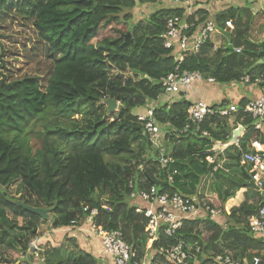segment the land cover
<instances>
[{
    "label": "trees",
    "instance_id": "obj_1",
    "mask_svg": "<svg viewBox=\"0 0 264 264\" xmlns=\"http://www.w3.org/2000/svg\"><path fill=\"white\" fill-rule=\"evenodd\" d=\"M159 1L0 0V10L18 8L26 14L52 60L44 89L37 76L0 79V245L21 253L18 258L24 260L18 264H98L96 256L72 236H64L55 245L48 239L39 240L44 244L39 252L29 245L46 231L71 226L73 221L85 225L93 208L97 210L93 222L106 230H120L130 246L131 260L140 263L150 251L178 241L200 246L196 261L192 256L189 264H206L208 251L224 249L234 257L250 259L264 247L247 226L257 203L246 199L225 213L224 204L235 190L231 183L225 185L226 180L216 184L222 170L214 172L215 162L206 160L213 154L215 142L228 141L229 116L246 126L235 146L237 153L245 152L251 138L258 136L252 118L243 112L248 99H239L238 110L228 116H206L200 126L208 135L202 136L179 132L192 100L180 94L158 97L163 92L160 79L176 65L181 71H197L202 78L212 77L219 83H238L246 74L252 79L264 76L262 62L258 63L264 42L250 37L254 15L244 0L214 15L204 9L188 15L186 19L194 27L210 18L219 29L231 19L234 28L226 31L230 45L222 41L223 46L213 50V43L207 40L198 53L185 54L178 62L175 53L164 47L161 35L167 18L181 17L182 8L155 7L147 17L132 22L131 10L137 4ZM233 46H242V51L234 52ZM108 98L118 102L112 112L107 110ZM149 103H156L154 118L167 139L164 156L170 161L164 164L137 119ZM50 111L57 122L45 126L36 149L11 136L22 134L29 122ZM211 171L218 182L206 193L201 187L200 196L210 207L224 212L225 226L210 216L186 219L173 236L161 233L152 240L145 231L144 215L136 211V206L144 209L146 204L131 199V192L155 185L160 193L192 195ZM11 185L15 186L13 193L7 191ZM25 190L35 193L38 202L22 200ZM16 200L52 207L49 220L17 205ZM19 229L21 235L27 233L22 242L14 237Z\"/></svg>",
    "mask_w": 264,
    "mask_h": 264
},
{
    "label": "built area",
    "instance_id": "obj_2",
    "mask_svg": "<svg viewBox=\"0 0 264 264\" xmlns=\"http://www.w3.org/2000/svg\"><path fill=\"white\" fill-rule=\"evenodd\" d=\"M169 1L183 5L185 12L186 9H190L201 3L221 1L237 3V0ZM251 1L256 5L254 10L250 9V12L255 18L259 15L264 26V0ZM189 11V14L183 11L184 14L181 17L177 15L168 17L166 20V30L161 35L164 41V47L171 49L175 53L178 62L183 60L185 54L191 55L198 53L202 45L207 40H211L214 35L225 37L227 44L230 45L231 41L226 36V33L234 28L231 19L225 20L222 29H219L216 26V21L210 18L205 20L202 25L194 27V24L189 23L186 18L195 12L193 10ZM191 27H194L195 30L190 32ZM222 41V38H220V41H218L219 45L213 43V50L218 49ZM262 48H264V44L261 46ZM233 50L236 53H240L242 46H233ZM262 66L264 70V59L262 60ZM201 78L202 75L199 72L181 71L179 65H176L172 72H169L165 77L160 79L163 92L158 97H172L180 94L188 98V93L191 90L193 82ZM207 81L215 82V79L209 77ZM260 83H264L263 75L256 76L252 79L246 74L238 81L240 85H252L253 87L260 88V94L250 98L243 107V112L254 120L253 125L255 129H259L264 122V85L258 86ZM156 103L147 104L144 111L137 115V119L143 123L145 131L149 134L152 147L159 152V161L164 164L169 162L170 158L164 156V144L167 140L165 132L161 130V127L154 118V104ZM237 110L236 103L232 101L226 104H209L204 100H193L187 107L186 122L179 132L185 134L188 131H192L199 135L207 136V130L200 126L206 116H228ZM237 143V140L234 141L235 145ZM229 144L232 143L226 141L220 145H213V154L206 156V160L213 163L215 155L222 153ZM251 145L253 147L251 151L241 154V162L250 165V179L254 183L257 193L263 196V198L257 204L255 212L248 216L247 226L249 233L254 238L261 239L264 244V146L257 141L252 142ZM168 180H171L170 175ZM200 190L199 187L197 192L192 195L178 192L160 193L155 185H150L147 189L138 188L136 191H132L130 197L131 199L139 198L146 204L144 209L136 206V211L144 215L146 219V234L154 240L161 233L167 236H173L186 219L204 218L206 216L213 218L221 215L219 209L210 207L206 201L202 200ZM96 212V208H93L90 214L86 216L85 222L87 223L88 231L90 235L100 240L104 253L111 256L114 264H189L188 260L192 256L194 257V261H196L195 258L200 250V246L196 245L194 248L193 245L185 243L184 241H178L176 244L166 247L162 246L150 251V254L146 257V261L143 263L132 261L130 246L125 242L122 232L120 230H106L97 226L92 218ZM75 223L73 221L71 226L75 227ZM30 246L38 248L36 242H31ZM193 251L195 255H193ZM205 259L207 260L206 264H264V247L260 249L259 255H253L250 259L246 257H234L233 253L227 249H224L222 252L208 251L205 254Z\"/></svg>",
    "mask_w": 264,
    "mask_h": 264
},
{
    "label": "rangeland",
    "instance_id": "obj_3",
    "mask_svg": "<svg viewBox=\"0 0 264 264\" xmlns=\"http://www.w3.org/2000/svg\"><path fill=\"white\" fill-rule=\"evenodd\" d=\"M243 2L244 5L249 8V10H254L256 4H253V1L244 0ZM231 4L236 5V3ZM137 5L131 10L132 22L147 17L155 10L148 5ZM255 19L251 26L250 37L255 41H260L262 44L264 41V36H261L263 30H261V27L263 24L260 21L261 17L259 15ZM220 38H222L225 44L227 43L225 37L219 36V38L216 39V45H219L217 42L220 41ZM221 46H223V43H220V47ZM46 54L47 53L43 43L36 35L35 29L30 20L26 17L25 13H22L18 8L12 9L8 12L0 10V79L3 77L6 79H15L23 78L25 76H37L41 89H44L52 69V60L47 57ZM228 90V94H233L232 92L236 93L240 91L236 88H232V86H230ZM55 122H57V119L50 111L46 115L39 116L33 121L29 122L25 126L24 132L22 134H18L17 132L11 136L18 137L23 142L27 143L30 148L36 149L41 143L40 138H42V135L45 134V126ZM66 124H68V119L66 120ZM106 157L107 159H110L109 156ZM227 175V172H220L219 184L226 180L225 178ZM14 189L15 186L11 185L9 188H7V191L9 193H13ZM247 189L249 190V194L255 193L252 187L247 186ZM249 194L246 195V198L249 196ZM20 197L23 198L22 200H27V202L30 204L38 202L37 195L30 191H23ZM262 198L263 196H260V199ZM221 214L226 219L224 212H221ZM50 216L51 211L49 212L47 220H49ZM21 232L22 230H17L14 237H16L18 240L20 239L22 242L27 233L25 232L21 235ZM48 235L49 232L46 231L43 236L33 239L31 242H36L38 248L31 246V250L39 252V248L44 246V244H41L40 241L45 242L44 239ZM204 235L206 234L204 233ZM31 242L29 245H31ZM51 244L55 245L53 242ZM19 254L20 255L15 254L12 252V250L6 249L0 245V264H18L20 261L24 260L23 257L18 258L21 256V253Z\"/></svg>",
    "mask_w": 264,
    "mask_h": 264
},
{
    "label": "crops",
    "instance_id": "obj_4",
    "mask_svg": "<svg viewBox=\"0 0 264 264\" xmlns=\"http://www.w3.org/2000/svg\"><path fill=\"white\" fill-rule=\"evenodd\" d=\"M156 4V5H154ZM142 5V4H138ZM137 5V6H138ZM145 6L148 5L152 7L153 9H159L162 7L166 8H175L180 7L185 12V7L181 4L173 3L169 0H160L157 3L153 4H144ZM158 5V6H157ZM233 4L226 3L224 1L221 2H213V3H201L197 4L194 7H191L190 9H186V14L190 13L189 10H193L194 12L199 9H204L208 12L209 16L214 15L219 10H222L224 7L227 8ZM184 12L182 14H184ZM255 19V17H254ZM256 20V19H255ZM261 21V20H260ZM262 23V22H261ZM263 29V30H262ZM262 35L264 36V26L261 27ZM218 35H214L211 38L212 43H216V39H218ZM264 40V39H263ZM218 43V42H217ZM232 86V88H236L237 90H240L236 93L232 92L233 94H228L229 90L228 88ZM227 89V91H226ZM260 88L253 87L252 85H240L236 82H230V83H219V82H209L207 79L201 78L197 79L193 82L191 90L188 93V98L190 100H204L205 102L209 104H222V103H228L238 102L239 99L245 98L250 99L252 97H256L260 94ZM226 125L228 126V134L229 139L232 144H229V146L222 152L215 155L214 159V166L213 171L216 170H222L224 172H227V179L226 184L231 183V187L234 188V196L231 198H228L224 204V210H226L229 213V209L234 206H239L243 201L246 199L250 202H256L257 204L260 202V195L257 194L255 185L250 184L252 180L250 179L249 169L250 166L248 163L243 164L241 162V154L244 152H236L234 141H238L240 137L245 133L246 126L239 120H235L234 116H229L226 121ZM258 133V136H254L251 138V141L248 145V148L245 152H249L253 149L252 142L259 141L264 145V122L261 124V127L259 129H255ZM239 131V134L236 135L235 132ZM238 136V138H236ZM236 139V140H234ZM223 143L221 142H215L213 145H220ZM232 145V146H231ZM234 145V146H233ZM238 157V160H237ZM210 163V162H209ZM249 166V169H248ZM214 167H216L214 169ZM214 172H209L206 176H204L199 183L198 188L202 189L201 187L204 186L205 193L208 192V190L211 189L212 184H215L218 182L217 178H214ZM216 184H219L216 183ZM247 186L252 187L253 191L255 193H250L247 189ZM201 191V190H200ZM211 192V191H209ZM249 194V196L246 195ZM257 200V201H256ZM225 211V212H226ZM226 212V213H227ZM213 219L216 222H220L224 224L226 222V219L222 215H217L213 217ZM225 226V225H224ZM49 235L47 236V241H51L53 243H59L64 236H72L76 239L77 243L81 248H83L86 251L91 252L94 256H96L98 260V264H114L111 256L104 253V251L101 248V245L96 237L90 235V232L88 231L87 223L85 225H76L75 227L68 226V227H62L57 229H51L49 231ZM205 233V232H204ZM90 235V236H89ZM195 263V262H194Z\"/></svg>",
    "mask_w": 264,
    "mask_h": 264
},
{
    "label": "water",
    "instance_id": "obj_5",
    "mask_svg": "<svg viewBox=\"0 0 264 264\" xmlns=\"http://www.w3.org/2000/svg\"><path fill=\"white\" fill-rule=\"evenodd\" d=\"M258 55L260 57V59L258 60V63H261L263 60L262 57L264 56V48H262L259 51ZM106 105H107L108 112H112V111L117 109L118 102L116 101L115 98H108V99H106ZM235 133H236V135H238L239 131H237ZM236 138H238V136H236ZM234 140H236V139H234ZM237 160H238V157H237ZM250 184L254 185L253 182H251ZM15 202L17 205L21 206L22 208L38 214L43 219H47L49 216V212L52 210V207H36V206L27 205L21 200H16Z\"/></svg>",
    "mask_w": 264,
    "mask_h": 264
}]
</instances>
